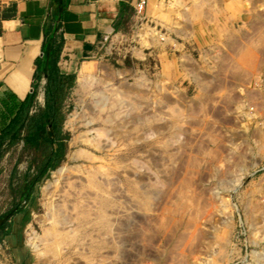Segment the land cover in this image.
Listing matches in <instances>:
<instances>
[{
  "label": "rangeland",
  "instance_id": "1",
  "mask_svg": "<svg viewBox=\"0 0 264 264\" xmlns=\"http://www.w3.org/2000/svg\"><path fill=\"white\" fill-rule=\"evenodd\" d=\"M75 75L26 200L0 159V264H264V0H146Z\"/></svg>",
  "mask_w": 264,
  "mask_h": 264
},
{
  "label": "crops",
  "instance_id": "2",
  "mask_svg": "<svg viewBox=\"0 0 264 264\" xmlns=\"http://www.w3.org/2000/svg\"><path fill=\"white\" fill-rule=\"evenodd\" d=\"M136 1L0 0V123L10 113L8 104L29 92H34L30 109L41 106L50 74L62 81L72 78L73 84L79 60L130 25ZM93 67L83 62L76 84L81 72L91 73Z\"/></svg>",
  "mask_w": 264,
  "mask_h": 264
},
{
  "label": "trees",
  "instance_id": "3",
  "mask_svg": "<svg viewBox=\"0 0 264 264\" xmlns=\"http://www.w3.org/2000/svg\"><path fill=\"white\" fill-rule=\"evenodd\" d=\"M53 51L55 55L58 49L55 47ZM55 75V72L50 74L47 80L48 90L44 92L41 106L30 109L34 92H29L17 102L8 104L6 111L10 113L7 120L0 123V159L10 147L20 143L15 161H19L22 154H25L27 160L26 168L21 174L20 185L11 189L12 198L19 195L26 200L34 182L48 168L57 165L61 156L63 145L61 103L65 98L64 89L72 84V78L62 81L56 79ZM10 83L12 85L11 80ZM13 167L10 171L14 170ZM16 204L14 201L12 211L0 214V239L9 231L10 216L18 210Z\"/></svg>",
  "mask_w": 264,
  "mask_h": 264
},
{
  "label": "bare ground",
  "instance_id": "4",
  "mask_svg": "<svg viewBox=\"0 0 264 264\" xmlns=\"http://www.w3.org/2000/svg\"><path fill=\"white\" fill-rule=\"evenodd\" d=\"M89 82V73L86 71H82L80 76H79V82L78 86L80 88L84 87L87 83Z\"/></svg>",
  "mask_w": 264,
  "mask_h": 264
},
{
  "label": "built area",
  "instance_id": "5",
  "mask_svg": "<svg viewBox=\"0 0 264 264\" xmlns=\"http://www.w3.org/2000/svg\"><path fill=\"white\" fill-rule=\"evenodd\" d=\"M146 0H137L134 4V11L135 13H138L139 11L142 10Z\"/></svg>",
  "mask_w": 264,
  "mask_h": 264
}]
</instances>
